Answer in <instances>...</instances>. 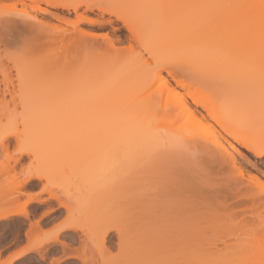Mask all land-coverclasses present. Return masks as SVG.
I'll use <instances>...</instances> for the list:
<instances>
[{
    "label": "bare ground",
    "instance_id": "1",
    "mask_svg": "<svg viewBox=\"0 0 264 264\" xmlns=\"http://www.w3.org/2000/svg\"><path fill=\"white\" fill-rule=\"evenodd\" d=\"M128 1L122 7L121 0H0V133L12 134L0 137V264H59L51 258L57 246L62 256L91 246V260L79 253L78 264H212L220 262L209 229L220 216L208 207L217 181L240 198L232 205L242 207L235 210L225 202L233 211L264 208V197L253 191L264 183L257 166L264 163L258 70L254 112L242 117L185 63L235 57L243 78L251 47L258 68L262 0ZM60 10L76 16L71 29L61 25L69 19ZM94 11L119 23L90 19L86 13ZM248 18L250 46L235 27ZM78 21L105 32L86 33ZM34 29L53 45L74 47L66 53L73 58L86 55L75 75L44 76L10 46L9 35ZM193 31L207 38H188ZM125 48L137 58L128 63ZM65 86L71 97L90 98L91 113L64 108ZM203 124L210 134L199 131ZM21 145L25 150L17 151ZM208 171L211 198L183 190L186 180L206 182ZM54 180L61 193L49 187ZM37 182L36 192L62 208L45 238L35 216L44 197L26 190ZM93 201L97 208L78 218L76 210Z\"/></svg>",
    "mask_w": 264,
    "mask_h": 264
},
{
    "label": "snow or ice",
    "instance_id": "2",
    "mask_svg": "<svg viewBox=\"0 0 264 264\" xmlns=\"http://www.w3.org/2000/svg\"><path fill=\"white\" fill-rule=\"evenodd\" d=\"M194 5H158V7H193ZM101 7L104 5H94ZM261 7L262 24V44L259 64L255 61L254 51L248 48L244 76L237 70V62L234 57L232 61H220L215 57L189 58L185 61L187 71L192 75L199 77L201 84L216 98L223 99L230 104L232 109L240 116H251L254 112V84L258 70L259 95H260V113L261 120L264 123V0ZM8 15H20V13H5ZM240 37L250 46L253 41V21L251 18L238 20L235 25ZM190 39H205L206 34L200 31H193L187 34ZM8 39L12 41L10 45L17 54L21 56L32 67L39 70L44 76H69L74 74L79 63L73 58L70 61L64 57L67 51L63 46L53 45L41 32L32 30L31 32L21 33L19 35H9ZM8 131L0 133V137L11 136ZM24 146L18 147L17 151H24ZM264 156V151L260 153ZM264 180V176L260 177ZM204 183L192 185L185 181L182 188L189 195H195L198 198L212 196V173H205ZM264 225V221H262ZM255 247L245 249L248 254L255 253ZM259 252L261 259L259 261L249 260L241 262H212V264H264V235L260 237Z\"/></svg>",
    "mask_w": 264,
    "mask_h": 264
},
{
    "label": "rangeland",
    "instance_id": "3",
    "mask_svg": "<svg viewBox=\"0 0 264 264\" xmlns=\"http://www.w3.org/2000/svg\"><path fill=\"white\" fill-rule=\"evenodd\" d=\"M129 4L128 0H121L120 5L122 7H127V5ZM51 9V8H49ZM52 10V9H51ZM61 11V10H60ZM59 12L60 15H65V17L67 16L66 19H69L67 21V23H61V25L64 28H68L71 29L73 26L68 25L69 23H71L74 19H76L75 15L73 12L70 13H66L65 10H62L61 12ZM64 13V14H63ZM100 13L97 11L91 12V13H86V15L89 17L90 19L92 17L93 20H99L101 19H105V18H110L114 21V23L118 24L119 22L117 20H114L113 17H109L107 15H99ZM47 18H50L49 15H46ZM69 17V18H68ZM72 19V20H71ZM71 20V22H69ZM101 20V21H102ZM78 27L82 30H84L86 33L89 34H96V35H102L105 30H102L98 24L93 23V24H89L87 22H83V21H78ZM71 48V50H74V47L72 46H68L65 45L64 48L68 49ZM70 50V51H71ZM68 52V51H67ZM66 52V53H67ZM125 55H124V59L126 61H128V63L132 60V59H136L137 58V53L135 50L133 49H129V48H125ZM65 60H71L73 59V56L70 54H66L64 57ZM88 59L91 62V56L88 57ZM134 59V60H135ZM87 60L86 55L83 53L81 54L79 57H77V61L78 63H84ZM77 73V71L69 76H73ZM66 77V76H64ZM71 95H73L72 93H70L68 91V87L65 86L64 87V95H63V100L65 101V105L64 108L70 110V112L74 113L75 115H83V114H88L91 113V101L89 97H71ZM70 98V99H69ZM222 101H224L222 99ZM260 121L262 122V120L260 119ZM199 131L208 134L209 133V128L206 126V124L200 125V127H198ZM211 132V131H210ZM210 134V133H209ZM233 144L235 146H237V148H239L243 153H245V156H248L247 158L250 159L252 162H257L256 158H254L249 152L243 150V148H240L238 145H236V143L234 141ZM12 143V142H11ZM25 161V160H24ZM9 164H12V161L9 160L8 161ZM257 166L260 170L264 171V163H257ZM249 168V166L247 165V169ZM250 170V168L248 169ZM252 171V170H251ZM253 172H255L253 170ZM264 181V180H263ZM60 182H57L56 180L51 181L49 183V187H51L52 189L56 190L57 192L61 193V184H58ZM220 182L217 181V184L215 185V188L218 189V191L216 192V197H212L211 201L209 202V206L211 207L210 209H214L216 207V211L215 213H217L220 218H218V220H216V222L214 224H211L209 226V229L211 231V238H213V242L216 245V249L219 255V259L220 262H232V261H236V262H241V261H249V260H255V261H259L261 259V255L259 252V243H260V237L262 235H264V225H262V221H264V208L261 207L259 208L257 205L256 209H254V211L251 213L249 211L246 210V212H235L233 211L238 207H235V205L233 206V203H236L238 201V199H240L238 196L233 197L231 196L232 193H230L231 189L229 187V190H227L228 185L225 184H220ZM41 185V183L37 182V187L34 188H27L26 190L30 192H36L38 189L40 188L39 185ZM220 184V185H219ZM230 184V183H229ZM264 184V183H263ZM263 184L259 185L258 187L254 188L253 191L255 190L258 194H261L264 197V186ZM223 185V186H221ZM225 185V186H224ZM234 185V184H233ZM232 184L230 186H233ZM226 187V189L224 188ZM234 187V186H233ZM24 188V191H26ZM234 188H232L233 191ZM222 190V191H221ZM41 190H39L37 193H39L40 196H42V198L45 200V202L36 210L35 216L37 217L36 219L40 220V230H39V235L42 238L48 237L50 236L53 231L55 230V224L58 222L55 221V218L59 217V214H61V209L57 206V204L55 203V200L53 198L48 197L47 193L40 192ZM236 191V190H234ZM233 191V192H234ZM235 193V192H234ZM214 198V200H213ZM237 198V199H236ZM53 199V200H52ZM47 200V201H46ZM213 200V201H212ZM226 200V201H225ZM236 200V201H235ZM222 203V206H228L230 203V205H232V207H227V208H222L220 205V203ZM226 202V205H225ZM244 202V200H243ZM220 205H219V204ZM248 203V201H247ZM250 204V203H249ZM240 205V204H239ZM245 204H243L244 206ZM240 207H242L240 205ZM239 207V208H240ZM97 208V203L95 201L93 202H89L88 204L84 205L83 207L81 206L80 209L76 210V216H78V218L84 219L86 215H88L89 212L95 210ZM263 208V209H262ZM231 209V210H229ZM228 210V211H227ZM47 212L44 213L43 212ZM205 212H209L208 208L206 207L204 209ZM239 211V210H238ZM37 214V215H36ZM43 214V215H42ZM244 214V218L242 217ZM249 216L245 217V215ZM42 215V216H40ZM56 216V217H55ZM251 216V217H250ZM55 223V224H54ZM23 230H21V236H23ZM255 247V253L254 254H248L245 249H250ZM56 252V253H55ZM67 254H64V256H62L63 254L60 251V247L57 246L53 252H52V256L51 258H58L59 264H78L77 263V254H85L87 256L88 259L91 260V246L89 248H85L84 250L80 248V250H77V254L74 252H66ZM61 255V256H60ZM94 257H98L100 254L99 252L95 249L94 253H93ZM74 257V258H73ZM76 257V258H75ZM61 258V259H60ZM60 259V260H59ZM47 260V259H46ZM43 264H46V261L43 262Z\"/></svg>",
    "mask_w": 264,
    "mask_h": 264
}]
</instances>
